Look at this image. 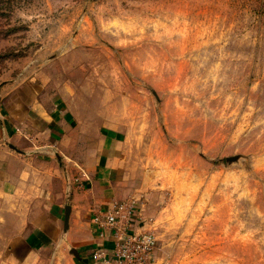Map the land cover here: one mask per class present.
Masks as SVG:
<instances>
[{
	"label": "rangeland",
	"instance_id": "1",
	"mask_svg": "<svg viewBox=\"0 0 264 264\" xmlns=\"http://www.w3.org/2000/svg\"><path fill=\"white\" fill-rule=\"evenodd\" d=\"M19 94L83 148L124 137L153 264H264V0H0V105Z\"/></svg>",
	"mask_w": 264,
	"mask_h": 264
},
{
	"label": "crops",
	"instance_id": "2",
	"mask_svg": "<svg viewBox=\"0 0 264 264\" xmlns=\"http://www.w3.org/2000/svg\"><path fill=\"white\" fill-rule=\"evenodd\" d=\"M24 99L0 105V264H32L35 253L53 246V264H105L94 253L101 247L112 256L113 236L100 237L94 217L126 201L124 137L105 129L83 148V136L70 132L76 117L66 105L54 103L48 112ZM135 205L133 227L148 228L145 205Z\"/></svg>",
	"mask_w": 264,
	"mask_h": 264
},
{
	"label": "built area",
	"instance_id": "3",
	"mask_svg": "<svg viewBox=\"0 0 264 264\" xmlns=\"http://www.w3.org/2000/svg\"><path fill=\"white\" fill-rule=\"evenodd\" d=\"M81 184V183H79ZM135 201L115 202L107 211H98L94 217L100 237L113 236V254L108 256L103 248L94 253L96 262L105 264H153L157 238L151 229L133 227Z\"/></svg>",
	"mask_w": 264,
	"mask_h": 264
},
{
	"label": "water",
	"instance_id": "4",
	"mask_svg": "<svg viewBox=\"0 0 264 264\" xmlns=\"http://www.w3.org/2000/svg\"><path fill=\"white\" fill-rule=\"evenodd\" d=\"M69 213H70V207H67L66 209V217H65V226L68 227L69 224Z\"/></svg>",
	"mask_w": 264,
	"mask_h": 264
}]
</instances>
